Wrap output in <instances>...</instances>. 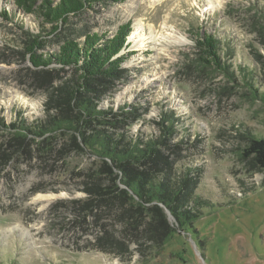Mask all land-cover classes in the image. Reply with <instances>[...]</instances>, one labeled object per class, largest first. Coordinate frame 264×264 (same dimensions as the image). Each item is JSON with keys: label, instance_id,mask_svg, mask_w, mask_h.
I'll return each mask as SVG.
<instances>
[{"label": "rangeland", "instance_id": "obj_1", "mask_svg": "<svg viewBox=\"0 0 264 264\" xmlns=\"http://www.w3.org/2000/svg\"><path fill=\"white\" fill-rule=\"evenodd\" d=\"M263 8L264 0L97 1L50 34L42 16L0 0V264H264V171L243 152L251 136L264 137ZM127 23L114 56L126 57L119 75L95 81L88 95L118 128L94 123L144 143L163 136L172 117L165 150L177 154V172L188 173L189 197L205 206L188 227L169 221L175 230L161 244L139 247L119 234L103 251L102 233L83 209V182L101 160L73 146L67 132H15L46 120L49 82L31 66L29 39L39 36L35 53L50 54L68 38L111 37ZM140 23L137 44L130 36ZM199 33L219 40L231 77L198 61ZM44 69L63 74L57 64Z\"/></svg>", "mask_w": 264, "mask_h": 264}, {"label": "trees", "instance_id": "obj_2", "mask_svg": "<svg viewBox=\"0 0 264 264\" xmlns=\"http://www.w3.org/2000/svg\"><path fill=\"white\" fill-rule=\"evenodd\" d=\"M97 1L122 0H14L18 8L42 16L50 25V34L57 31L60 25L67 24L70 15L79 14ZM260 13L264 21V8ZM129 25L118 26L111 37L87 32L81 40L68 38L58 51L50 54L35 53L43 45L39 36L29 39L25 52L29 54L31 66L41 69L40 76L49 82L50 89L45 94L46 120H39L34 130H28V125H23L15 132L17 138L25 137V131L36 136L67 132L73 146L80 151L85 147L101 160L100 167L83 182L87 195L83 209L93 217L94 225L102 233L96 247L103 251L111 250V243L119 234L124 237L129 233L131 241L139 247L148 242L161 244L175 230L165 209L169 210L174 222L184 228L196 219V213L205 206V202L203 204L196 197H189L192 182L188 173H178L175 167L177 154L173 153L174 157L165 150L169 145L168 138L173 134L172 117H167L169 126L163 136L144 143L138 140L126 143L123 132L101 129L94 123L118 128L113 122L104 120L107 111L88 95L95 92V81L119 75L120 64L126 57L114 56L124 48ZM260 30L264 29L257 32L262 39ZM218 42L212 34L199 33L195 42L199 52L197 59L202 65H213L231 77L229 66L222 62ZM50 64L59 65V70L63 72L60 75L56 72L58 80L55 84H52L53 74L44 69ZM67 71L69 74H66ZM252 90L256 92L255 88ZM261 99L264 100L263 95ZM10 127L16 129L14 125ZM243 152L256 170L264 171V137L251 136ZM115 226H120V230L116 231Z\"/></svg>", "mask_w": 264, "mask_h": 264}, {"label": "bare ground", "instance_id": "obj_3", "mask_svg": "<svg viewBox=\"0 0 264 264\" xmlns=\"http://www.w3.org/2000/svg\"><path fill=\"white\" fill-rule=\"evenodd\" d=\"M139 1H144V0H139ZM158 1H159V0H146V2H149V4H150L151 6L155 5ZM141 26H142V25H141V23H140V24L137 26V28L135 29V33H134L132 36H130L131 39L137 37L136 40H135V41H138L137 44H140L141 42H139V41L142 40V39L144 38V37H143V34L141 33V28H142ZM169 36H172V35H169ZM172 37H173V41H174V43H177V44H183V43H185V42L187 41V39H186L185 37H182V38H176V37H174V36H172Z\"/></svg>", "mask_w": 264, "mask_h": 264}, {"label": "water", "instance_id": "obj_4", "mask_svg": "<svg viewBox=\"0 0 264 264\" xmlns=\"http://www.w3.org/2000/svg\"><path fill=\"white\" fill-rule=\"evenodd\" d=\"M160 206H162V205H160ZM165 213H166V216H167V218L169 219V221H172L173 218H172V216L169 214V210H168V209H165Z\"/></svg>", "mask_w": 264, "mask_h": 264}]
</instances>
